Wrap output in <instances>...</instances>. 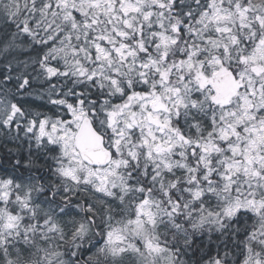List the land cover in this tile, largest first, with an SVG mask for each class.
I'll return each instance as SVG.
<instances>
[{
  "label": "snow or ice",
  "instance_id": "snow-or-ice-1",
  "mask_svg": "<svg viewBox=\"0 0 264 264\" xmlns=\"http://www.w3.org/2000/svg\"><path fill=\"white\" fill-rule=\"evenodd\" d=\"M0 264H264V0H0Z\"/></svg>",
  "mask_w": 264,
  "mask_h": 264
}]
</instances>
